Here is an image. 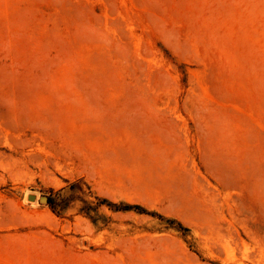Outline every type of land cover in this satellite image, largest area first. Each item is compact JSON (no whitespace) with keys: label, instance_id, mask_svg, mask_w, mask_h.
I'll return each mask as SVG.
<instances>
[{"label":"rangeland","instance_id":"obj_1","mask_svg":"<svg viewBox=\"0 0 264 264\" xmlns=\"http://www.w3.org/2000/svg\"><path fill=\"white\" fill-rule=\"evenodd\" d=\"M0 264H264V0H0Z\"/></svg>","mask_w":264,"mask_h":264},{"label":"trees","instance_id":"obj_2","mask_svg":"<svg viewBox=\"0 0 264 264\" xmlns=\"http://www.w3.org/2000/svg\"><path fill=\"white\" fill-rule=\"evenodd\" d=\"M130 207H131V205H125V206H124V208H130ZM134 207L137 208V206H134Z\"/></svg>","mask_w":264,"mask_h":264},{"label":"water","instance_id":"obj_3","mask_svg":"<svg viewBox=\"0 0 264 264\" xmlns=\"http://www.w3.org/2000/svg\"><path fill=\"white\" fill-rule=\"evenodd\" d=\"M41 200H42V201H45L46 199L42 197Z\"/></svg>","mask_w":264,"mask_h":264}]
</instances>
